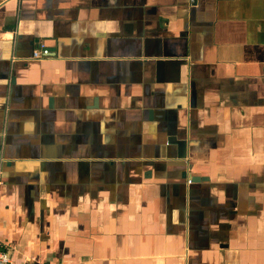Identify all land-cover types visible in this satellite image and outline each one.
<instances>
[{"label": "crops", "instance_id": "0c3cea01", "mask_svg": "<svg viewBox=\"0 0 264 264\" xmlns=\"http://www.w3.org/2000/svg\"><path fill=\"white\" fill-rule=\"evenodd\" d=\"M0 244L264 264V0H0Z\"/></svg>", "mask_w": 264, "mask_h": 264}, {"label": "built area", "instance_id": "2783aa9c", "mask_svg": "<svg viewBox=\"0 0 264 264\" xmlns=\"http://www.w3.org/2000/svg\"><path fill=\"white\" fill-rule=\"evenodd\" d=\"M194 1V0H192ZM51 54L50 48L43 42H40L32 53V57L36 59L46 58ZM0 264H12L11 257L7 250L0 244Z\"/></svg>", "mask_w": 264, "mask_h": 264}]
</instances>
